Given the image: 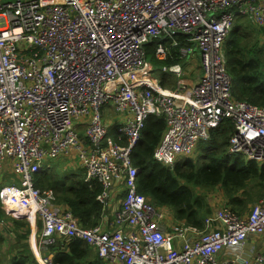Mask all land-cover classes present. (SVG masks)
<instances>
[{"label":"built area","instance_id":"2783aa9c","mask_svg":"<svg viewBox=\"0 0 264 264\" xmlns=\"http://www.w3.org/2000/svg\"><path fill=\"white\" fill-rule=\"evenodd\" d=\"M237 16L263 28L264 0H0V173H15L6 185L0 177V208L30 227L40 222L39 251L55 238L85 242L106 264H264V250L218 259L264 234V195L243 216L215 209L202 230L171 224L170 210L138 194L132 163L149 121L161 119L152 158L165 167L224 121L233 126L227 152L264 164V107L235 100L226 70L222 47ZM152 42L157 62L179 44L181 62L197 55L200 74L189 84L181 62L161 64L176 81L164 88L146 63ZM109 106L114 120L101 114ZM60 157L100 184L96 201L111 220L81 228L52 190L34 187L46 160Z\"/></svg>","mask_w":264,"mask_h":264},{"label":"trees","instance_id":"16d2710c","mask_svg":"<svg viewBox=\"0 0 264 264\" xmlns=\"http://www.w3.org/2000/svg\"><path fill=\"white\" fill-rule=\"evenodd\" d=\"M262 33L244 17L237 16L222 47L231 79L232 97L260 107H264ZM177 40L182 44L181 37H177ZM154 44L152 42L145 46L152 65L180 63L177 54L180 44L170 46L171 55L160 63L153 57ZM166 78L161 76L159 79L163 87L169 85ZM164 129L161 119L149 121L133 149L132 163L138 170V194L145 197L149 204L170 210L172 219L202 230L205 219L214 213L215 207L210 200L217 194L221 193L224 201L220 207L243 216L248 206H252L264 192V164L245 161L238 155L233 162L230 161L232 156L227 152V147L233 126L229 121L213 128L209 139L199 143L200 148H204L202 163L194 164L190 159H184L171 168L152 158ZM78 170L66 175L54 166H48L35 174L33 185L40 191L52 190L56 204L68 208L81 228H91L98 225L102 215L107 216L108 211L96 201L101 192L100 184L94 180L85 181L84 170ZM5 218H9L11 225L18 229L10 228V232H6ZM37 222L41 229L40 222ZM29 235L30 225L24 219L7 217L0 208V247L8 248L6 252H0V264L1 261L8 264H36L27 245ZM12 251V257L8 258L7 254ZM40 254L43 258L52 256L54 264H106L89 245L79 240L63 242L54 238L45 250H40Z\"/></svg>","mask_w":264,"mask_h":264},{"label":"rangeland","instance_id":"374dc122","mask_svg":"<svg viewBox=\"0 0 264 264\" xmlns=\"http://www.w3.org/2000/svg\"><path fill=\"white\" fill-rule=\"evenodd\" d=\"M262 42H264L263 39H262ZM153 49H154V47H153ZM146 63L150 64L148 57L146 58ZM181 64H182V70H183V72H184V74L186 76H189L190 78H195V77H197V75L200 74V60H199L197 55H193L191 57H188V58L184 59L181 62ZM151 75L153 77L157 78V79L161 77V71H160L159 66L153 65V70L151 72ZM187 79L188 78H185V81H187V82L192 81V80H187ZM185 81L180 79V80H178V83L187 84ZM175 83H176V81H175ZM175 83H174V85H175ZM189 84H191V83L189 82ZM101 114L102 115H106L111 120L115 119V115L112 112L111 106H109L108 108H106V107L102 108L101 109ZM200 143L202 144L203 142H200ZM200 147L201 146H199V144H198L196 149H195V151H193V153L191 155L182 157V158H180V160L190 159L194 164L202 163V161H203L202 156H203V153H204V148H200ZM237 155L240 158H243L245 160V157L242 154H233V155H231L232 157H231L230 161L233 162V158L236 157ZM46 162H47L48 166H52V167L54 166L59 172L64 173L66 175L67 174H71V173L76 172V171H79L78 169H82L81 167H79L77 165L76 161L75 162H69L64 157H60V158H58L56 160H51V161L50 160H46ZM14 176H15V173L12 172V168H10V169L7 168V169L3 170L0 173V177L3 180L1 182V185H6V184H9L10 182H13L12 178H14ZM120 195H121V193H120ZM121 199H122V197L120 196L119 200H121ZM250 207H251V205L248 206L247 212H248ZM107 216H108V218L110 220L112 219V216L110 215L109 211L107 212ZM4 220H6L4 222L5 226H7V228L5 229L6 232L7 231L10 232V228H11V230L18 229V228H14L11 225L9 218L8 219L5 218ZM37 223L38 222L35 223V226L30 227V235L28 237V240L30 239L31 245L33 246L32 249H33L34 253H37V251H36L37 246L35 247V244H34V236H35V239L38 241L39 232H40V230H39L40 227L37 226ZM27 245H28V243H27ZM7 250H8V248L6 246L0 247V252H6ZM13 253H14V251L8 253L7 257L8 258L12 257ZM34 253H33V256H34ZM41 254L39 252L38 256L35 255L36 258L43 259V256ZM35 256H34V259H35V261L37 263V259L35 258ZM47 258H52V256H48ZM1 264H8V263L7 262L3 263V261H1Z\"/></svg>","mask_w":264,"mask_h":264},{"label":"crops","instance_id":"0c3cea01","mask_svg":"<svg viewBox=\"0 0 264 264\" xmlns=\"http://www.w3.org/2000/svg\"><path fill=\"white\" fill-rule=\"evenodd\" d=\"M258 29H261L263 31L261 37L264 40V27L263 28H259L258 27ZM155 66H161V64L155 65ZM151 67H152V70H153V65L152 64H151ZM166 77H167L166 78L167 83L169 85H167L164 88L173 89L174 88V83H175L174 77H172V76H166ZM160 78H158V79H160ZM184 78H189V76H186L184 74ZM263 193H262V195L260 197L256 198L254 204L262 198ZM114 200L115 199L112 200V204L114 203ZM117 201H119V197H118V200ZM210 204H212V206H214L215 209L221 208L220 206H222L224 204V201L222 200L221 193L220 194H217L215 197L211 198ZM115 206H116V203L114 204V208H115ZM109 212H110V214L112 213V211H109ZM247 213L248 212L246 211L243 214L246 215ZM169 215H171L170 212H169ZM168 222H170L171 224H176L179 221L174 220L171 217V218H169ZM27 243H28V247H29L31 253L33 254L34 253L33 252V249H32L33 246L31 245L30 239L27 241ZM35 243H36V239H35V236H34V244ZM263 250H264V234L261 235V236H258V235H250V236H248V238H247V240H246V242H245V244H244L243 247H241L240 249H237V250H223L219 254L218 259H219V261H230V260H232L234 258V255H236V254L237 255H240V256H242L244 258L252 259L256 254L262 252ZM36 251H37V253H34V256L35 255L38 256V253L40 252L37 248H36ZM238 264H241V263L238 262Z\"/></svg>","mask_w":264,"mask_h":264},{"label":"water","instance_id":"95a60500","mask_svg":"<svg viewBox=\"0 0 264 264\" xmlns=\"http://www.w3.org/2000/svg\"><path fill=\"white\" fill-rule=\"evenodd\" d=\"M20 218H21V219H24V218H25V216H21Z\"/></svg>","mask_w":264,"mask_h":264},{"label":"bare ground","instance_id":"6f19581e","mask_svg":"<svg viewBox=\"0 0 264 264\" xmlns=\"http://www.w3.org/2000/svg\"><path fill=\"white\" fill-rule=\"evenodd\" d=\"M118 131V130H117ZM118 133V132H117ZM117 135H119V134H117Z\"/></svg>","mask_w":264,"mask_h":264}]
</instances>
